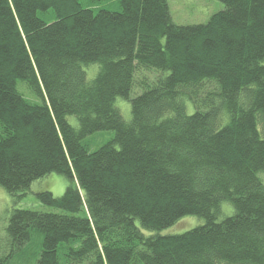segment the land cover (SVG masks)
<instances>
[{
	"label": "trees",
	"instance_id": "1",
	"mask_svg": "<svg viewBox=\"0 0 264 264\" xmlns=\"http://www.w3.org/2000/svg\"><path fill=\"white\" fill-rule=\"evenodd\" d=\"M102 1L0 0V187L69 179L60 197L36 193L55 211L12 209L11 246H31V264H264V0H220L185 26L167 0L86 7ZM139 69L158 76L130 97ZM185 216L205 221L143 232Z\"/></svg>",
	"mask_w": 264,
	"mask_h": 264
},
{
	"label": "rangeland",
	"instance_id": "2",
	"mask_svg": "<svg viewBox=\"0 0 264 264\" xmlns=\"http://www.w3.org/2000/svg\"><path fill=\"white\" fill-rule=\"evenodd\" d=\"M82 3H84V0H82ZM167 4L173 23L182 26L204 24L213 14L224 9V5L220 2V0H167ZM86 7L93 9L102 8L109 11H118L119 3L117 0H104L100 3L87 5ZM40 17H44L46 21L49 20V16L47 15L40 14ZM93 68L94 72L88 75V80H92L95 75V69L97 68V66H91L90 70ZM157 76L158 73L155 71H146L142 69L137 70L134 77V84L130 97H134L141 93V88L138 86L140 81L144 80L146 82H153ZM214 89L215 86L212 82H205L203 84V89H201V91L199 92V95L203 96L206 92L213 91ZM17 90L21 94H23V96L30 102L40 103L39 98L27 89L24 82L18 81ZM115 106L121 112L122 117L126 121L129 120V101L118 98L115 101ZM68 119L72 125H77V120L74 117H69ZM258 128L260 130L261 136H264V123L260 121L258 124ZM113 136V131L97 132L95 134H92L91 136H88V138L85 140V143H87L89 151L93 152ZM68 184L69 179L65 176L58 173H50L44 178L33 182L28 190L9 194L0 187V256H11L7 264H31L30 258L33 251V249L30 248L31 246L24 251L18 250L11 246V243L5 233V226L7 225V218L9 217L12 209L22 208L41 212L55 211L54 209H51L50 207L42 204L37 199L36 193L40 191H50L55 197H60L61 195H63ZM229 213L221 215L220 219L228 215ZM204 221V218L196 216H185L179 219L171 227L160 230L159 232L147 230H144L143 232L145 234H179L189 229L203 225ZM79 264L87 263L82 262Z\"/></svg>",
	"mask_w": 264,
	"mask_h": 264
}]
</instances>
